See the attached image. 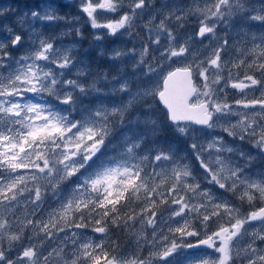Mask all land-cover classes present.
<instances>
[{
  "label": "snow or ice",
  "instance_id": "6c2138e0",
  "mask_svg": "<svg viewBox=\"0 0 264 264\" xmlns=\"http://www.w3.org/2000/svg\"><path fill=\"white\" fill-rule=\"evenodd\" d=\"M17 22L0 264H264V0H36Z\"/></svg>",
  "mask_w": 264,
  "mask_h": 264
},
{
  "label": "rangeland",
  "instance_id": "374dc122",
  "mask_svg": "<svg viewBox=\"0 0 264 264\" xmlns=\"http://www.w3.org/2000/svg\"><path fill=\"white\" fill-rule=\"evenodd\" d=\"M34 0H0V8H11L13 11L7 13L5 16H0V27L4 24L15 27L19 30L17 17L22 16L25 11L32 6ZM195 254V250H193Z\"/></svg>",
  "mask_w": 264,
  "mask_h": 264
},
{
  "label": "flooded vegetation",
  "instance_id": "af4514ba",
  "mask_svg": "<svg viewBox=\"0 0 264 264\" xmlns=\"http://www.w3.org/2000/svg\"><path fill=\"white\" fill-rule=\"evenodd\" d=\"M32 2H36V0L32 1Z\"/></svg>",
  "mask_w": 264,
  "mask_h": 264
}]
</instances>
